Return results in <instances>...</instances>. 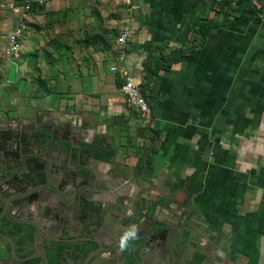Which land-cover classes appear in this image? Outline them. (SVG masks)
Returning <instances> with one entry per match:
<instances>
[{
	"label": "crops",
	"instance_id": "crops-1",
	"mask_svg": "<svg viewBox=\"0 0 264 264\" xmlns=\"http://www.w3.org/2000/svg\"><path fill=\"white\" fill-rule=\"evenodd\" d=\"M25 1L33 4L18 58L25 74L8 81L1 53L0 129L62 118L81 125L74 143L100 175L125 174L130 193L147 188L140 176L151 181L142 199L154 220L186 212L203 264H264V0H249L254 14L232 10L235 0L222 8L219 0H0V25L11 30L17 19L5 4ZM42 17L58 20L46 26ZM112 17L116 31H130L123 66L147 99V119L110 70L120 54ZM200 20L224 23L201 36Z\"/></svg>",
	"mask_w": 264,
	"mask_h": 264
},
{
	"label": "water",
	"instance_id": "water-1",
	"mask_svg": "<svg viewBox=\"0 0 264 264\" xmlns=\"http://www.w3.org/2000/svg\"><path fill=\"white\" fill-rule=\"evenodd\" d=\"M81 129L64 118L51 125L0 129V264H28L35 258L48 264L45 253L58 256L55 242H69L62 236L77 228L84 237L73 239L76 243L65 249L71 255L70 264H116L117 255L130 259L129 264H203L205 260L199 261L193 253L183 261L194 240L190 223L184 221L186 212L172 211L165 223L151 220L142 199L152 185L148 179L139 177L147 188L136 192L138 205L130 213L127 194L118 192L115 201L101 198L117 187L122 190L120 183L127 176L108 179L91 167L92 154L83 156L84 148L74 143ZM68 174L79 175L82 181L76 184ZM85 191L96 197L85 196ZM103 205L108 211L103 212ZM110 205L120 231L106 227L104 215ZM94 209L97 213L90 224L88 215ZM85 230L96 234L86 235ZM38 238L45 241L42 251L36 248ZM161 238L169 242L166 255L159 252Z\"/></svg>",
	"mask_w": 264,
	"mask_h": 264
},
{
	"label": "built area",
	"instance_id": "built-area-1",
	"mask_svg": "<svg viewBox=\"0 0 264 264\" xmlns=\"http://www.w3.org/2000/svg\"><path fill=\"white\" fill-rule=\"evenodd\" d=\"M44 0H37L40 5ZM5 9L16 16L15 24L12 29L5 35L4 43L1 47V53L6 61H12L22 49L28 32L27 17L31 10V2L25 1L21 4L8 2L4 5ZM130 31L124 28L120 31L116 38V45L120 50L116 64L110 66V70L118 72L122 77L120 86L121 92L124 94L126 102L137 108L141 116L148 118L150 107L147 99L140 92V87L133 78V75L123 66L124 49L128 42Z\"/></svg>",
	"mask_w": 264,
	"mask_h": 264
},
{
	"label": "flooded vegetation",
	"instance_id": "flooded-vegetation-1",
	"mask_svg": "<svg viewBox=\"0 0 264 264\" xmlns=\"http://www.w3.org/2000/svg\"><path fill=\"white\" fill-rule=\"evenodd\" d=\"M45 125L47 124V123H44ZM48 125V124H47ZM92 167V166H91ZM69 175V178L71 179V180H73L76 184L79 182V181H82V178L79 176V175H75V174H68ZM114 178V177H113ZM123 186V185H122ZM129 187V185L126 183V185H124L123 186V189L120 191L121 192V194H123V193H125V194H127V196H128V200H127V205H129L130 206V211L132 212L136 207L134 206V201L135 200H137L136 198H135V194H136V192L135 193H130V191L128 192L127 191V188ZM70 194H71V196H73L74 195V189H72V191H70L69 192ZM85 196H87V197H96L95 195H90V192L89 191H85ZM101 198H108L109 200L110 199H112V200H116V198H115V194H113V193H111L110 195H107V194H105V195H102L101 196ZM132 201H133V203H132ZM137 205H138V201H137ZM111 206V205H110ZM132 206V207H131ZM115 209L112 207V209H110L109 208V212L110 211H112V212H110L111 214H113L112 215V219L111 220H109L108 219V216H109V212L106 214V215H104V219H105V223H106V227L107 228H112L113 230H115V231H120V229H121V226L118 224V222L116 221V219H115V216H114V211ZM106 211H108V209L106 210V205H103V212H106ZM182 212V211H181ZM180 211L178 212L179 214L181 213ZM185 212V211H184ZM96 211H95V209L94 210H92L91 211V213H90V215H88V219L90 220V224L92 223L93 224V220L95 219V215H96ZM148 215H151V220L152 221H156V220H154V218L152 217V214H150V213H148ZM100 217V216H99ZM186 217V216H185ZM185 217H184V219H185ZM185 221V220H184ZM187 221V220H186ZM161 229H162V232H160L159 234L163 237L164 236V228L161 226L160 227ZM77 230H75V232H76ZM79 231H80V234L78 235V236H76V237H73V238H70L69 237V235H67V236H62L63 238H65V239H69L68 241L69 242H55V248H57V249H59V252H58V256H53V255H51V254H48V253H45L46 254V256H47V258H48V264H59L58 262L57 263H55L56 261H61L62 259H65L66 260V264H70L71 262H70V256L71 255H69L68 254V252L67 251H65V249L66 248H69L70 246H72V245H74L76 242H74L73 241V239H75V238H79V237H84L82 234V231L79 229ZM141 231H144L143 229L141 230ZM75 232H73V233H75ZM57 233H58V230L56 229L55 230V238H57L58 237V235H57ZM84 234H86V235H91V234H96V232H94V231H88V230H85V232H84ZM47 236H51V234H47ZM193 237H194V235H193ZM143 238L141 237V238H139L138 240H142ZM138 240H136V242L138 241ZM158 240H159V238H158ZM160 243H159V252L160 253H162V254H165L166 255V253L168 252V248H169V242H168V240H164L163 238H161V240L159 241ZM193 242H194V240H192V241H190V244H189V246H188V248H187V250H186V254H185V258L183 259V261L184 260H187V257L192 253V252H195L196 250L195 249H198L199 251H201V249H199V247H195L194 245H193ZM44 243H45V241L42 239L41 240V238H38V240H37V245H36V248L38 249V250H43V248H44ZM93 248V247H92ZM95 248V247H94ZM193 250V251H192ZM33 252V250L31 249L30 251H26V253L25 254H27V255H29L30 253H32ZM202 252V251H201ZM198 253V252H197ZM196 252L195 253H193V255H199V254H197ZM24 254V255H25ZM198 258H199V261H201L202 260V258H200L199 256H198ZM116 259L119 261L120 259H123V257L121 256V255H117V256H115L114 257V261H115V263H116ZM30 261V260H29ZM34 261H37V263L36 264H43V261L40 259V258H35L34 259ZM27 263H28V261H27ZM182 262H179V264H181Z\"/></svg>",
	"mask_w": 264,
	"mask_h": 264
},
{
	"label": "rangeland",
	"instance_id": "rangeland-1",
	"mask_svg": "<svg viewBox=\"0 0 264 264\" xmlns=\"http://www.w3.org/2000/svg\"><path fill=\"white\" fill-rule=\"evenodd\" d=\"M2 15V19L4 21H6L8 19L7 16H5L3 13H1ZM104 17V16H102ZM43 19V24H46L47 25H53L55 24V20H58L56 19L55 17H42ZM116 20L117 18L116 17H112V18H108V24H107V29L110 31L108 32V34L110 35L111 38H114V42L116 43V38L118 36V34L120 33V31L122 30H117L116 31V27H115V24H116ZM27 24H28V21H27ZM31 24V29L34 25ZM29 24V25H30ZM50 27V26H49ZM11 28V22H8V23H4V25H0V61L2 60V55H1V47H2V44H3V36L6 34V32H8ZM34 29V28H33ZM113 29H115V32H111ZM124 29V28H123ZM25 45V44H24ZM23 45V46H24ZM2 56V57H1ZM23 57V53L20 51L17 56L12 60V61H5L6 63V67H7V79L8 81H12L14 80V77L16 76V73H20V74H25V72L22 70V68H18V58H22ZM4 59V57H3ZM5 60V59H4ZM3 63V60L1 61ZM47 66V65H46ZM46 66H41V69L43 70V72H40L41 75H45V74H50V67H46ZM3 68H1L2 70ZM46 69V70H45ZM18 71V72H17ZM3 72L4 69H3ZM23 76V75H21ZM2 84L0 85L1 87H3V85L6 83H4V78H2Z\"/></svg>",
	"mask_w": 264,
	"mask_h": 264
},
{
	"label": "trees",
	"instance_id": "trees-1",
	"mask_svg": "<svg viewBox=\"0 0 264 264\" xmlns=\"http://www.w3.org/2000/svg\"><path fill=\"white\" fill-rule=\"evenodd\" d=\"M230 2V1H229ZM229 2L228 0H219V4H220V7L222 8L224 5H229ZM33 8V4L31 3V9ZM232 10H246L248 12H251V13H255V5H253L252 3L249 2V0H235V7L231 8ZM31 11V10H30ZM222 12V11H221ZM222 14L224 15V19H225V15H226V12H222ZM203 22V26H199L198 28H195V32L197 33H200L201 36H205L208 32V30L213 26V25H220V24H223L224 22L221 21L219 23L217 22H212L211 20H200ZM195 24V23H194ZM181 55H179L178 57H180ZM178 57H175L174 60H177ZM162 67H169V64L167 65H162ZM37 261H34V260H31V261H28V264H36Z\"/></svg>",
	"mask_w": 264,
	"mask_h": 264
}]
</instances>
